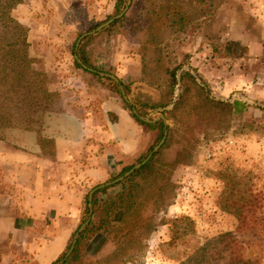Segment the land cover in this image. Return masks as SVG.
<instances>
[{
	"label": "rangeland",
	"instance_id": "374dc122",
	"mask_svg": "<svg viewBox=\"0 0 264 264\" xmlns=\"http://www.w3.org/2000/svg\"><path fill=\"white\" fill-rule=\"evenodd\" d=\"M5 1L0 0V3ZM35 1L38 0H24V7H21L22 3L18 5L13 15L28 29L23 19L36 26L32 55L29 48L30 56L36 60L33 67L50 74V88L58 96L36 111L26 103H20L23 109L18 110L14 104L25 95L17 96L11 91L12 79H9L10 83L0 84V103L5 102L7 96L14 98L9 113L2 114L0 107V139L30 142L37 138L45 152L52 154L53 141L43 137L42 131L49 116L63 106L65 96L53 87L58 78L57 67L63 64V71L74 68L80 74L78 78L93 85L94 89L111 90L110 77L99 74L104 77L99 81L97 76L75 64L74 47L83 39L80 40L83 34L96 30L120 12L114 10L116 0H55L57 7L52 9L55 18L47 25L51 27L46 32L47 48L42 50L38 47L43 42V35L39 33L41 15H36ZM27 3L32 6L30 10L26 9ZM208 3L204 10L187 6L197 17L196 21L185 32L167 30L165 48L179 59L183 54H189V64L197 70L206 67L207 75L211 69V82L206 74H200L208 81L214 96L238 100L245 105L238 108L225 133L212 135L209 131L207 136L196 123L190 125L195 148L188 160L174 171L177 188L173 203L155 215L156 231L125 264H264V0H223L220 4L218 0H209ZM143 12V8L131 4L123 22L103 31L115 19L106 27L86 35L94 36L87 48L97 71L114 74L127 84L129 90L125 91L131 103L147 100L148 96L161 100L162 94L165 95L164 89L141 80ZM3 30L0 26L1 39H4ZM53 62L58 65L56 68ZM3 74L0 67V80ZM156 81L161 85L162 76L158 75ZM111 91L124 103L122 93ZM10 113L13 116L9 123ZM184 144L176 142L166 149L165 159L174 161L185 152ZM131 163H138V158ZM123 167L109 169L96 179L78 182L81 199L76 211L63 218L70 228L64 233L63 244L55 247L50 258H44L43 262L34 258L39 247L25 249L24 258H18L17 264H59L58 260L65 256L75 233L88 218L86 209L90 192L119 177L115 175ZM116 184L109 186L106 193H100V199L120 190L121 185ZM144 213L147 215L148 211ZM114 248V241L105 233L97 232L86 252L90 260L97 261Z\"/></svg>",
	"mask_w": 264,
	"mask_h": 264
},
{
	"label": "trees",
	"instance_id": "16d2710c",
	"mask_svg": "<svg viewBox=\"0 0 264 264\" xmlns=\"http://www.w3.org/2000/svg\"><path fill=\"white\" fill-rule=\"evenodd\" d=\"M23 1L7 0L0 3V26L4 29V39L0 38V67L4 73L0 84L10 83L9 79H12L13 89L11 91H14L17 96L25 95L24 98H18L17 103L14 104L15 109L22 110L20 103H26L36 111L58 95L50 88L52 82L50 74L33 67L36 60L29 54L31 45L29 29L13 15V10ZM127 1L116 0L115 12H121ZM208 1H132L133 6L143 8L144 11L143 39L140 48L141 80L150 86L156 85L164 89L165 95L162 94L161 100H154L148 96L147 100L132 104L124 100V105L140 124L146 125L149 130L158 131L156 142L163 137L165 130L168 131L167 138L150 160L116 184L121 185L120 190L104 199H100L99 194L106 193L109 187L101 188L94 193L92 219L79 234L75 249L64 264H125L133 258L134 254L145 246L146 240L156 231L158 223L155 215L173 203L177 188L173 180L174 171L177 166L188 160L195 148L193 129L190 125L196 123V127H202L207 136L209 131L212 135L225 133L230 129L238 108L245 105L238 100L230 101L214 96L208 81L189 64V54H183L179 59L176 54L165 48L166 31L171 29L185 32L197 19L189 7L204 10L208 7ZM218 1L220 4L223 0ZM125 18L126 14L103 31L123 22ZM93 38L94 36L83 37L79 45L74 47V54L84 64L95 70L84 69L86 72L97 76L98 80L102 81L104 77L97 73L99 69L92 62L87 48ZM229 44L239 45L240 43L230 42ZM74 62L83 69L76 59ZM158 75L163 78L161 85L156 81ZM108 79L113 85L111 90L121 94L117 83ZM121 84L128 92V85L122 80ZM13 100L14 98L7 96L5 102L0 103L2 114L10 112ZM133 109H136L137 113H134ZM156 109H161V112L166 115L167 124L163 119L145 122L139 118V115H148ZM12 116L10 113L9 123ZM2 118L5 119V116L3 115ZM176 142H185V152L169 162L165 159L164 152L173 147ZM148 152L142 154L138 162H141ZM132 166H124L115 177L124 174ZM146 211H148L147 215L144 213ZM88 214L89 207L86 209V217ZM97 232L105 233L114 241L115 248L106 257L92 261L87 255L86 248ZM60 260L61 258L58 261Z\"/></svg>",
	"mask_w": 264,
	"mask_h": 264
},
{
	"label": "crops",
	"instance_id": "0c3cea01",
	"mask_svg": "<svg viewBox=\"0 0 264 264\" xmlns=\"http://www.w3.org/2000/svg\"><path fill=\"white\" fill-rule=\"evenodd\" d=\"M34 3L43 35L38 47L44 50L46 32L51 28L47 25L55 18L52 9L57 4L55 0ZM31 7L26 4V9ZM23 20L29 27L32 55L37 28ZM60 65L54 66L59 69L53 87L65 96L63 106L49 116L42 131L43 137L53 141V153H46L37 138L30 142L0 139V264L19 263L24 250L33 247H39L34 258L40 262L50 258L70 230L63 218L78 208L81 190L77 183L133 165V159L155 144L156 130L140 124L111 90L94 89L78 78L74 68L64 72ZM203 67L198 71L211 82V69L207 75Z\"/></svg>",
	"mask_w": 264,
	"mask_h": 264
},
{
	"label": "water",
	"instance_id": "95a60500",
	"mask_svg": "<svg viewBox=\"0 0 264 264\" xmlns=\"http://www.w3.org/2000/svg\"><path fill=\"white\" fill-rule=\"evenodd\" d=\"M132 1L133 0H128L125 8L118 15H116L114 18L108 20L107 22H105L104 24L99 26L96 30H93L91 32L83 34L81 36L80 40L83 37H85L86 35L95 33L97 30H100V29L106 27L107 25L112 23L115 19H119L122 16H124L126 14V12L128 11V9L130 8V5L132 4ZM77 45H79V42L77 43ZM76 58H77L78 62L83 66V68H85L87 70H90V71H95L94 69H92V68L88 67L86 64H84L82 62V60L80 58H78V56ZM97 73L100 74V75L108 76V77L112 78L116 83H118L119 86H120L121 93H122V96H123L124 100H126L129 104H132L131 101L128 99V96L126 94L124 86L121 84V81H120V79L117 76H115L114 74L101 72V71H97ZM161 111H162L161 109H156L151 114L139 115V118L141 120L145 121V122H154V121H157L159 119H163L164 122L167 124L168 121L166 119V115L164 113H162ZM133 112L137 113V110L133 109ZM151 118H153V120H151ZM167 134H168V131L165 130L163 137L158 141V143L153 147V149L147 154V156L141 162H138V163L134 164L129 170H127L124 174L120 175L119 177H117V178H115V179H113V180H111L109 182H105L103 184H100V185H98V186H96L95 188L92 189V191L89 194V215H88V218L80 226V228L77 230V232L75 233L74 239H73L68 251L66 252L65 256L60 260L59 264H64L65 261L68 259V257L71 255V253L75 249L79 234L85 229V227L90 223V221L92 219V215H93V195H94V193L97 190L101 189V188L109 187V186H112V185H114L116 183L121 182L124 178L129 176L133 171H135L136 169L140 168L143 164H145L148 160H150L151 157L153 156V154L155 152H157L163 146V144L165 143L166 138H167Z\"/></svg>",
	"mask_w": 264,
	"mask_h": 264
}]
</instances>
